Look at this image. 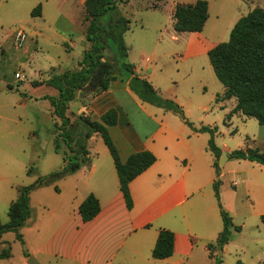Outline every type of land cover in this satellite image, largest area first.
Wrapping results in <instances>:
<instances>
[{"label": "rangeland", "instance_id": "1", "mask_svg": "<svg viewBox=\"0 0 264 264\" xmlns=\"http://www.w3.org/2000/svg\"><path fill=\"white\" fill-rule=\"evenodd\" d=\"M129 1L128 5L120 7V12L131 22L130 30L124 37L127 47L133 46L135 49L131 57L139 60L143 51H152L157 47L160 58L153 64L163 70L157 72L163 92L179 98L181 104L174 99L170 100L181 107L190 125L194 119L204 115L198 110L202 106H209L213 111L210 116L216 120L213 128L216 129L214 139L222 152L217 168V180L221 185L225 184V187H220V191L227 192L229 203L225 202V204L229 210L226 211L232 219L233 226L230 229V241L222 250L218 245L208 248L210 258L220 264H264V224L261 221V216L264 215V189L258 187H264L262 185L264 167L231 156L234 151L240 149H258L264 154V126L256 119L242 114L233 116L231 123H228L225 120L226 116L231 112L236 100L216 102V99L222 95L224 86L215 75L208 53L194 56L199 50L212 49L218 44L229 42L236 23L254 9H264V0H206L209 3V20L201 33L176 32L172 15L177 5L194 4L198 0ZM39 5L42 6V17H33L32 12ZM155 5L159 8H154ZM71 10L76 16L69 19L72 23L59 17L58 8L47 0H0V43H2L0 44V223L2 225L10 222V205L18 199L22 188L35 184L40 178L62 166V155L56 152L55 146L59 143L63 151L66 143L60 131L61 125H56L49 115L50 105L41 101L35 102L33 99L27 107H23L22 98L28 94L27 83L40 77L48 82L52 68L57 67L58 64L67 70H72L78 62L84 60V47L87 41L82 37V27L79 24L81 7L75 5ZM85 16L84 12L83 22ZM18 29L24 30L27 34L22 49H16L13 43V34ZM59 35H64L68 44H75L74 51L68 53ZM106 56L113 61L116 69L115 81L125 79L126 73L130 71L124 64H129L130 60L123 62L115 48L108 49ZM45 82L43 84L47 86ZM44 89L48 88H40L35 94L43 93ZM44 108L47 109L46 121H38L37 111ZM177 117L181 123L187 124L182 116ZM86 132V128L81 125L76 140L71 144L73 150L80 149ZM100 143L103 145V142ZM224 153L228 155V159L224 167H221L220 161ZM31 166L34 169L33 177L28 176ZM63 179L51 185L59 186L64 190L61 197L55 195L54 188L41 193L38 189L46 188L42 187L35 189L38 190L36 192L35 190L31 192L30 218H39L40 214L47 216L45 207L60 210L62 204L72 203L74 192L70 191L72 189L69 185L64 184ZM233 181L239 182L237 188L232 186ZM245 182H250L249 188L245 186ZM223 196L226 199V195ZM45 226L47 232L43 237H47L54 230L55 218L51 220L46 218ZM26 227L27 224L20 229V234L31 244L37 243L36 233L29 232ZM2 240L11 248L12 256L9 264H21L28 247L17 239V233L7 232ZM1 263L5 264L0 261ZM211 264L214 262L212 261Z\"/></svg>", "mask_w": 264, "mask_h": 264}, {"label": "crops", "instance_id": "2", "mask_svg": "<svg viewBox=\"0 0 264 264\" xmlns=\"http://www.w3.org/2000/svg\"><path fill=\"white\" fill-rule=\"evenodd\" d=\"M47 1L58 8L59 17L67 19L70 23L72 20L69 19L76 17L71 8L75 5L81 7L79 24L82 27V37L86 39L88 23L83 22L86 0ZM59 37L68 53L74 51V43L68 44L64 35ZM105 45L104 61L113 64L106 56V51L114 48L113 44L107 40ZM90 48L91 44L87 41L84 54ZM129 49L127 59L134 67L133 73H126L125 79L120 81H112L105 91L99 90L91 94L76 91L74 99L68 104L66 115L72 122L79 118L94 122L101 121L103 115L115 109L118 121L114 127L109 128V132L121 161L126 162L131 155L142 151L153 153L157 160L131 182L133 207L128 209L114 160L101 135L95 133L88 142L89 164L76 174L63 179L64 184L69 185L72 189L70 191L74 192L72 203L62 204L60 210L45 207L48 217L40 214L39 218L31 217L27 221V230L35 232L38 241L31 244L24 238L25 245L29 255L35 257L40 264H211L212 261L215 264V260L210 258L208 245L217 243L224 230L221 209L214 190L217 168L214 154L208 148L210 134L198 131L203 127L214 128L216 120L210 116L213 111L209 106L198 108L204 115L194 119L192 126H188L179 121L177 114L144 102L130 87V81L135 76L149 81L163 98L174 99L181 104L177 96L165 94L159 83L157 72L163 70L153 64L160 58L158 48L143 51L139 60L131 57L134 47ZM210 50H199L194 56L204 55ZM82 62H78L72 70L58 64L52 68V75L48 80L80 70ZM44 82L40 77L26 84L28 94L22 98V105L27 107L33 99L35 102L49 104L51 119L56 125L62 126L61 120L54 114V107L47 100L48 97L58 96V90L45 86ZM43 87L48 89H44L41 94H35ZM224 93L225 88L218 97L219 101L235 99L223 100ZM236 105L237 100L226 116L228 123H231L233 116L242 114H232ZM46 111V108L38 110L36 119L46 121ZM78 131L73 135V142ZM100 142H103V145ZM60 147L58 153L62 155L63 162L58 170L66 165L64 157L69 154L66 144L63 151ZM28 176L33 177V172ZM231 183L235 188L239 184L238 181ZM245 183L249 188L250 182ZM221 186L225 187V184L220 183ZM258 187L264 189L262 186ZM50 188H54L57 196L64 194V190L59 186L38 190L42 193ZM90 195L99 200L101 210L96 218L85 223L79 208ZM223 195H226V199ZM220 196L223 209L229 210L225 204L229 203L227 192L220 191ZM46 218H55L56 226L47 237H43L47 232ZM162 229L174 233V253L170 258L156 260L152 253ZM0 242H3L1 249L5 246V241L1 239ZM30 256L26 257L24 254L21 264H28ZM10 260L11 257L0 259L5 264H9Z\"/></svg>", "mask_w": 264, "mask_h": 264}, {"label": "trees", "instance_id": "3", "mask_svg": "<svg viewBox=\"0 0 264 264\" xmlns=\"http://www.w3.org/2000/svg\"><path fill=\"white\" fill-rule=\"evenodd\" d=\"M163 1V0H156ZM129 0H86L85 22L88 23L86 40L91 44L89 51L85 53L82 68L73 72L55 76L46 85L58 90V96L48 97L54 107V114L61 120L60 131L64 137L69 154L64 157L66 165L55 172L40 178L35 184L20 190L17 200L11 203L9 208L10 222L6 225L0 223V241L7 232L17 233V239L24 245L25 241L20 234V229L25 227L31 216L30 194L42 187H49L57 180L71 176L79 172L89 164L87 142L93 134L101 135L107 146L119 176L121 191L124 195L128 209L133 207V199L130 192V184L133 180L147 171L156 162V157L149 151H142L131 155L126 162H122L117 147L109 132L118 121V113L115 109L108 111L102 116L101 121H90L79 118L72 122L66 113L68 104L74 99L75 92L92 84H100V90L109 88L112 81L116 80V69L109 61H104L106 41H110L117 50L121 60L125 61L129 56V48L125 43V34L130 30V20L120 12L122 5H128ZM154 8H159L155 5ZM33 17H42V6H37ZM174 29L178 33H201L209 20V3L206 0H198L194 4L177 5L173 14ZM105 36V37H104ZM210 63L215 75L225 88L223 100L235 98L237 105L233 113L241 112L247 117L254 118L264 126V9L256 8L248 15L242 17L234 26L230 41L221 43L208 52ZM124 66L133 73V65L125 63ZM130 87L144 102L150 103L166 111L182 116L186 123L184 112L181 107L170 99L159 95L153 85L139 77H133ZM218 101L220 98L217 99ZM87 130L84 141L78 150H73V135L80 126ZM192 126V125H190ZM199 132H207L211 135L208 148L216 157L215 167H219L222 155L221 149L215 143L216 129L203 127ZM60 144L56 143V152H59ZM237 160H247L264 166V154L256 150H236L231 155ZM30 168L28 175L32 174ZM220 181L214 184L215 196L221 209L224 230L217 243L209 244L208 248L218 245L222 250L230 241V229L233 226L232 219L223 209L220 196ZM99 200L90 195L80 206L79 213L82 220L92 221L100 213ZM264 224V215L261 216ZM175 235L169 230L160 231L152 256L156 260L170 258L174 253ZM3 242H0L2 245ZM5 246L0 249V259L11 257V248ZM29 257V253H25ZM215 264H220L215 260Z\"/></svg>", "mask_w": 264, "mask_h": 264}, {"label": "water", "instance_id": "4", "mask_svg": "<svg viewBox=\"0 0 264 264\" xmlns=\"http://www.w3.org/2000/svg\"><path fill=\"white\" fill-rule=\"evenodd\" d=\"M99 90H100V84L95 85V84L89 83L88 85H86L85 87L81 89V92L84 94H90V93H95ZM227 159H228V155L224 153L223 158L220 161L221 167H224ZM28 264H40V263L33 256H30L28 260Z\"/></svg>", "mask_w": 264, "mask_h": 264}, {"label": "built area", "instance_id": "5", "mask_svg": "<svg viewBox=\"0 0 264 264\" xmlns=\"http://www.w3.org/2000/svg\"><path fill=\"white\" fill-rule=\"evenodd\" d=\"M27 40V34L24 30L18 29L13 34V43L16 49H22Z\"/></svg>", "mask_w": 264, "mask_h": 264}]
</instances>
